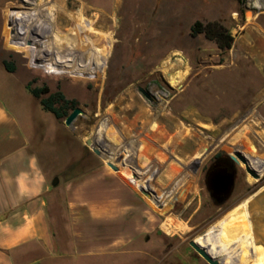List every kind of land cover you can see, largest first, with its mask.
I'll use <instances>...</instances> for the list:
<instances>
[{
	"label": "rangeland",
	"instance_id": "374dc122",
	"mask_svg": "<svg viewBox=\"0 0 264 264\" xmlns=\"http://www.w3.org/2000/svg\"><path fill=\"white\" fill-rule=\"evenodd\" d=\"M144 1L32 0L30 11L25 0H0V97L20 115L44 160H57L60 167L73 158H96L87 140L100 151L119 147L115 137L125 135L134 144L150 140L155 147L149 171H134L147 184L132 180L159 214V235L142 238L126 255L103 259V264H208L191 247L192 240L222 264H264L262 229L251 212L264 190L219 214L192 169L201 155L218 151L264 159V70L239 48L222 55L215 42L190 38L185 18L169 28L177 23L169 12L164 26L144 27V11L138 15ZM246 12L243 3L233 23L264 33V13H249L247 20ZM145 31L158 36H144ZM166 71L186 77L172 86ZM29 85L74 102L69 115L83 111L74 129L66 126V118L56 120L44 111ZM137 114L151 119L147 128L131 123ZM239 169L245 176L243 162ZM211 215L217 219L208 227L198 225Z\"/></svg>",
	"mask_w": 264,
	"mask_h": 264
},
{
	"label": "crops",
	"instance_id": "0c3cea01",
	"mask_svg": "<svg viewBox=\"0 0 264 264\" xmlns=\"http://www.w3.org/2000/svg\"><path fill=\"white\" fill-rule=\"evenodd\" d=\"M147 1L142 2L143 9H138V15L144 11V27L164 26L162 19L169 12L170 20L177 22L169 23V28L185 18L189 37L196 38L191 34L198 21L229 22L233 26V48H239L264 70L263 31L233 23L243 6L241 0ZM153 33L143 34L158 36ZM199 37L210 43L204 35ZM19 117L0 97V264H103V259L126 255L142 238L159 235V214L138 184H130L123 175L127 171L140 180L134 171H149L150 160L156 158L150 140L134 144L125 135L115 137L119 147H102L101 152L112 157L119 169L123 168L122 173L99 156L90 160L73 158L60 167L57 160H44L34 136ZM131 123L147 128L151 119L147 114H137ZM157 158L164 160L163 156ZM134 161L135 167L131 165ZM56 179L60 185L55 189L52 182ZM140 181L147 184L148 179ZM251 212L264 238V198L259 197Z\"/></svg>",
	"mask_w": 264,
	"mask_h": 264
},
{
	"label": "flooded vegetation",
	"instance_id": "af4514ba",
	"mask_svg": "<svg viewBox=\"0 0 264 264\" xmlns=\"http://www.w3.org/2000/svg\"><path fill=\"white\" fill-rule=\"evenodd\" d=\"M145 91L150 94L147 90ZM201 156L202 158H198L199 160L192 165V169L198 176V182L201 190L205 193V198L208 200L212 209H215V212L225 214L226 212H229V208L240 200L243 202L249 201V199L255 195V192L260 193L261 190H264V166L262 165V162H260V160L264 161V159L256 158L253 155H249L248 157L244 155L247 158L248 167L259 177L258 179H255L247 172L246 167V174L242 177V170L239 169V167L241 168V164H238L233 160L235 155L225 154L224 152L218 151L212 155L207 153ZM249 176L255 180V184L249 182ZM229 177L234 179V187L231 195L227 197L224 194L223 187L225 186L226 179ZM240 186L241 191L239 192L238 188ZM215 218L216 216L213 217V215H211L207 219L200 221L198 225L202 223L203 226L206 225L208 227Z\"/></svg>",
	"mask_w": 264,
	"mask_h": 264
},
{
	"label": "trees",
	"instance_id": "16d2710c",
	"mask_svg": "<svg viewBox=\"0 0 264 264\" xmlns=\"http://www.w3.org/2000/svg\"><path fill=\"white\" fill-rule=\"evenodd\" d=\"M204 35L207 40L215 42L221 54L232 50L234 45V38L231 31L221 22L203 23L196 22L192 27V37ZM222 61V59H221ZM13 71V68H11ZM32 97L37 100L44 111L52 113L56 120H62L69 116L67 109L75 107L74 102L65 98L62 93L50 94L48 88H35L32 89L31 85L28 86ZM49 94L46 98L43 96Z\"/></svg>",
	"mask_w": 264,
	"mask_h": 264
},
{
	"label": "water",
	"instance_id": "95a60500",
	"mask_svg": "<svg viewBox=\"0 0 264 264\" xmlns=\"http://www.w3.org/2000/svg\"><path fill=\"white\" fill-rule=\"evenodd\" d=\"M140 92L143 94V96L145 97V99L149 102H153L152 100V96L150 94H148L144 89L139 87ZM83 115V111L81 109H74V111L68 116V118H66L65 120V124L67 127L74 129V122ZM86 146H88L89 148H91L95 154L101 158L105 159V163L115 169L117 171V173H122L119 169V167L117 166L116 161L110 157L105 155L103 152H101L100 150H98L96 148V146L90 141L87 140L86 141ZM233 160L238 163L241 164V162H243L245 164L246 170L249 174H251L255 179H258V175L252 171L249 167H248V161L247 158L242 154V153H235V156L233 157ZM123 175L125 176L127 182H129L130 184H135L132 180V175L130 177H128L126 174L123 173ZM58 183H60L59 179H56L53 183L52 186L53 187H57ZM234 187V179L232 177H229L226 179L225 181V186L224 188V194L225 196L229 197L232 193V189ZM146 195V194H144ZM191 247H193L196 252L201 256V258H203L208 264H222L221 261H219L217 258L212 257L208 251V247H203L201 246L199 243H197L195 240H192L190 242Z\"/></svg>",
	"mask_w": 264,
	"mask_h": 264
},
{
	"label": "bare ground",
	"instance_id": "6f19581e",
	"mask_svg": "<svg viewBox=\"0 0 264 264\" xmlns=\"http://www.w3.org/2000/svg\"><path fill=\"white\" fill-rule=\"evenodd\" d=\"M32 0H25V2L26 3H28V6H29V8H30V11L31 10H33V9H35L34 8V6H33V3L31 2ZM27 9H28V7H27ZM170 60V59H169ZM168 60V61H169ZM181 65L182 64V62L181 61H178L175 65L176 66H178V65ZM188 64V63H187ZM164 66V65H163ZM178 67H180V66H178ZM175 71V70H174ZM171 71H166V73H167V75H168V79H169V82H170V84L172 85V86H178L180 83H181V81H183L184 80V78L186 77V74H184L183 72H176V73H173V74H171L170 73ZM165 73V74H166ZM166 75V76H167ZM238 153H241L240 151L238 152ZM243 154V153H242ZM165 230H167V228L165 229Z\"/></svg>",
	"mask_w": 264,
	"mask_h": 264
},
{
	"label": "built area",
	"instance_id": "2783aa9c",
	"mask_svg": "<svg viewBox=\"0 0 264 264\" xmlns=\"http://www.w3.org/2000/svg\"><path fill=\"white\" fill-rule=\"evenodd\" d=\"M245 3L247 11L254 15L264 13V0H241Z\"/></svg>",
	"mask_w": 264,
	"mask_h": 264
}]
</instances>
